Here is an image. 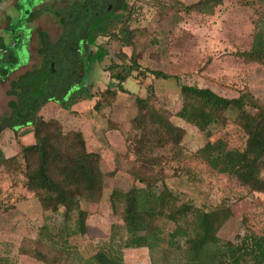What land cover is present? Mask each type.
Returning a JSON list of instances; mask_svg holds the SVG:
<instances>
[{"label":"trees","instance_id":"1","mask_svg":"<svg viewBox=\"0 0 264 264\" xmlns=\"http://www.w3.org/2000/svg\"><path fill=\"white\" fill-rule=\"evenodd\" d=\"M225 1L199 0L183 11L212 13ZM107 2L127 17L132 14L127 0H79L73 5V30L77 37L89 36L92 68L107 55L106 47L94 51L100 37L110 36L120 42L122 49L134 46L137 38V31L127 26L128 18L120 28L121 35L116 32L115 16L106 10ZM258 2L263 7L258 11L252 45L235 55L244 62L264 65V1ZM63 24L65 29L70 27L65 21ZM39 40V55L44 60L38 69L10 82L7 95L15 100L8 103L9 114L0 118V135L5 130L17 134L19 129L31 126L35 141L20 145L13 156L0 150V173L23 175L25 188L38 198L45 212L57 214L63 209V213L58 226H44L37 241L26 240L19 250L21 255L44 264H126V250L147 249L152 264H264V235L247 229L235 242L220 238L219 232L233 216L230 206L221 204L206 210L182 200L167 185L165 165L180 158L186 131L156 106L153 85L147 87L146 97L133 95L137 114L131 122L135 133L132 153L137 163L130 175L134 184L127 191L114 189L110 194L112 210L122 209V224L112 226L102 249L90 258L83 257L72 239L84 237L89 231L90 214L82 202H98L103 197L102 155L88 148L80 130L65 132L59 120L40 115L44 105L56 99H51L53 95L62 92L48 86L53 78L51 63L57 62L58 56L44 55L54 45L45 33L39 34ZM130 62L128 66L116 64L109 68L111 83L106 90L93 95L90 85L75 92L79 94L67 104L96 98V111L110 107L119 93L130 94L125 83L138 70L143 76L179 83V78L161 71L143 70L137 56H132ZM180 91L183 104L177 117L197 127L207 139L192 155L195 160L210 173L230 177L251 193L264 194V102L247 88L236 98L186 84H180ZM231 117L246 138L243 149L231 148L225 137L213 140L212 128L225 127ZM0 264L11 262L0 257Z\"/></svg>","mask_w":264,"mask_h":264},{"label":"rangeland","instance_id":"2","mask_svg":"<svg viewBox=\"0 0 264 264\" xmlns=\"http://www.w3.org/2000/svg\"><path fill=\"white\" fill-rule=\"evenodd\" d=\"M127 1L132 10L130 16L113 7L110 11L115 16L116 32L120 35L123 21L128 18L127 26L137 31L135 44L122 49L120 42L110 36L96 41L94 51L100 46L106 47L107 55L92 69L88 68L87 82L92 86L89 92L95 95L106 90L111 83L109 68L116 64L128 66L132 56H137L138 65L143 70L161 71L179 78V83L173 79L143 76L138 70L125 83L130 94L119 93L113 104L101 111L95 110L96 98L67 104L79 94H75L78 90L53 95L56 99L41 109L40 115L59 120L65 132H83L88 148L102 155L105 174L103 197L98 202H82L90 214L89 231L84 237H74L72 244L83 257L90 258L109 240L112 226L122 224V209L112 210L110 194L114 189L127 191L134 184L130 175L137 163L132 153L135 133L131 122L137 114L133 95L146 97L149 85L154 86L158 98L156 106L167 112L176 126L186 131L180 158L165 165L167 185L182 200L197 207L210 210L221 204L230 206L233 216L219 232L224 241L235 242L247 229L264 235V194L251 193L230 177L208 172L205 165L192 156L206 144L205 134L177 117L183 104L180 84L209 88L227 98H236L247 88L260 102H264V65L244 62L235 55L251 47L258 11L263 6L258 0H226L212 13H186L184 8L199 0ZM8 13L15 16V11ZM4 15L5 11H0V34L6 25ZM17 23L14 17L13 25L19 30ZM47 29L54 40L62 32V28L46 16L34 27V33ZM24 45V40L12 43L13 48ZM37 48L34 40L30 46L32 61L39 64ZM121 53L127 58L124 59ZM29 61L28 53L24 52L21 65H27ZM22 72L11 75L5 82H1L3 78L0 81V118L9 114L8 103L15 100L7 95L10 82ZM80 75H84L82 70ZM232 118L225 127L212 128L213 140L225 137L231 148L243 149L246 138ZM30 130L32 128L29 129L31 134ZM23 132L18 130L16 134L5 130L1 133L0 150L6 156L17 154L20 145L28 144L27 134ZM24 183L23 175L0 173V257L8 258L11 264H44L21 255L19 250L26 240L37 241L44 226H58L63 209L57 214L45 212L38 198L27 191ZM124 256L126 264H152L147 249L126 250Z\"/></svg>","mask_w":264,"mask_h":264},{"label":"flooded vegetation","instance_id":"3","mask_svg":"<svg viewBox=\"0 0 264 264\" xmlns=\"http://www.w3.org/2000/svg\"><path fill=\"white\" fill-rule=\"evenodd\" d=\"M77 1L79 0H0V11H5L6 22L0 34V74L1 79H4V81L0 79L1 82H5L15 73L24 71L17 76L19 78L41 66L44 59L39 55L41 44L39 34L45 33L54 47L46 51L44 56L50 58L54 55L58 56V61L51 63L53 78L48 86L64 95L71 90L87 89L91 85L87 82V72L93 65V47L89 45V36L77 37L73 30L75 24L73 5ZM111 7L112 5L107 2L106 10L109 11ZM10 10L15 11V16L8 13ZM46 16L52 18L57 27L62 28L56 40L52 38L51 31L48 29L34 33V27L39 25ZM14 17L18 20L19 30L13 25ZM63 21L70 27L65 29ZM66 34H72V36L66 37ZM14 40H20V42L24 40V47L13 48ZM34 40L38 46L39 64L32 61L30 46ZM24 52H27L30 57L27 65H21ZM56 64L57 69H54ZM81 70L84 73L83 76L80 75ZM54 98L55 96L51 99Z\"/></svg>","mask_w":264,"mask_h":264},{"label":"crops","instance_id":"4","mask_svg":"<svg viewBox=\"0 0 264 264\" xmlns=\"http://www.w3.org/2000/svg\"><path fill=\"white\" fill-rule=\"evenodd\" d=\"M32 127L31 126H27V127H24V128H21V129H19V130H21V131H24L26 134H27V139H28V144L27 145H31V144H33L34 143V141H35V139H34V130H33V128H32V130H30L31 131V134H30V132H29V129H31ZM23 132V133H24ZM25 135H23V137H24ZM23 137H21V142L23 141ZM20 139V138H19ZM23 143V142H22ZM25 145V144H24Z\"/></svg>","mask_w":264,"mask_h":264},{"label":"water","instance_id":"5","mask_svg":"<svg viewBox=\"0 0 264 264\" xmlns=\"http://www.w3.org/2000/svg\"><path fill=\"white\" fill-rule=\"evenodd\" d=\"M0 79H1V74H0Z\"/></svg>","mask_w":264,"mask_h":264}]
</instances>
